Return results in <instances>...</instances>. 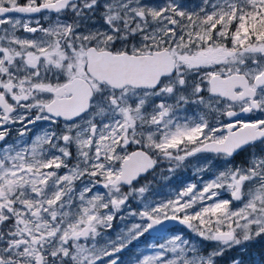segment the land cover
<instances>
[{"label":"snow or ice","instance_id":"obj_1","mask_svg":"<svg viewBox=\"0 0 264 264\" xmlns=\"http://www.w3.org/2000/svg\"><path fill=\"white\" fill-rule=\"evenodd\" d=\"M261 238L264 0H0V264H221Z\"/></svg>","mask_w":264,"mask_h":264},{"label":"rangeland","instance_id":"obj_2","mask_svg":"<svg viewBox=\"0 0 264 264\" xmlns=\"http://www.w3.org/2000/svg\"><path fill=\"white\" fill-rule=\"evenodd\" d=\"M185 2L186 3H195V2H198V0H185ZM14 135H15V132H13V136ZM201 162H202L201 158H197V159L191 158L187 162L185 167L182 168L183 172L177 178H173L174 177L173 173H169V172H168L169 174L165 173V177L159 178L158 183L155 186V188L158 189L157 192L152 189L155 192L154 197H152V198L157 200V201L169 198L171 195L175 194V191L177 189L182 188L184 184H186L188 182H196V180H197L196 168H197L198 164H200ZM160 167H162V170H165L167 172V168H168L167 162L161 163ZM168 177H170V178H168ZM205 178H207V177H205ZM225 198H227V197H225ZM135 205H136V203H133V207H136ZM130 222L131 221H125V223H130ZM113 224H114V228L109 233V235L114 238L115 235L117 234V232L119 231V229L122 227V224L119 221V219L114 221ZM150 237L151 236H146L145 238H142L141 243L142 244L146 243V242L155 243L156 241L154 239H150ZM136 250H137V248L135 246H133V248L131 250L126 249L123 253L120 254L121 259L125 262V264H128L129 258L133 255V252ZM222 262H224V261H222Z\"/></svg>","mask_w":264,"mask_h":264},{"label":"flooded vegetation","instance_id":"obj_3","mask_svg":"<svg viewBox=\"0 0 264 264\" xmlns=\"http://www.w3.org/2000/svg\"><path fill=\"white\" fill-rule=\"evenodd\" d=\"M14 15H20V14H14ZM247 155V152H242L239 156L236 157V160L242 161ZM197 159V157H194ZM183 172V169H178L174 174L173 178H177L181 173ZM165 173L169 174L168 171L162 170V167L160 165L158 166L156 172L154 174H149L147 176L148 180L153 181L152 189L157 192V188H155L156 184L158 183L159 178H164ZM143 183V181H141ZM154 187V188H153ZM151 191L150 196L154 197L155 192ZM157 198V197H156ZM136 206V205H135ZM170 229H173L174 231H181L183 229V226L179 224H174V226L169 227ZM158 235L163 234H152L150 239H153V237H156ZM240 257L244 264H264V238H261L257 241H255L252 244L247 245V251H242L240 248L233 249L231 252L226 253L224 261L226 262L231 257Z\"/></svg>","mask_w":264,"mask_h":264},{"label":"water","instance_id":"obj_4","mask_svg":"<svg viewBox=\"0 0 264 264\" xmlns=\"http://www.w3.org/2000/svg\"><path fill=\"white\" fill-rule=\"evenodd\" d=\"M174 224H178V223H175V222H170L166 225L167 228L171 227V226H174ZM182 226V225H181ZM155 234V233H153Z\"/></svg>","mask_w":264,"mask_h":264},{"label":"trees","instance_id":"obj_5","mask_svg":"<svg viewBox=\"0 0 264 264\" xmlns=\"http://www.w3.org/2000/svg\"><path fill=\"white\" fill-rule=\"evenodd\" d=\"M221 264H225V261H224V262H222Z\"/></svg>","mask_w":264,"mask_h":264}]
</instances>
